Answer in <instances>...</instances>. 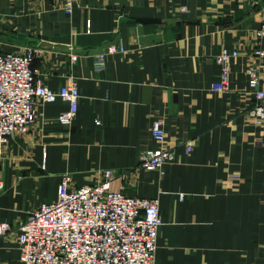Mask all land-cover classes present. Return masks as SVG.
Here are the masks:
<instances>
[{
    "label": "crops",
    "instance_id": "obj_1",
    "mask_svg": "<svg viewBox=\"0 0 264 264\" xmlns=\"http://www.w3.org/2000/svg\"><path fill=\"white\" fill-rule=\"evenodd\" d=\"M264 0H0V52L38 49L33 65L47 86L76 82L79 108L60 125L62 101H38L27 134H15L0 158V264H22L17 226L42 203L56 199L64 174L73 186L99 181L106 169L128 171L112 188L159 197L157 264H264V125L246 112L255 101L247 69L260 70L264 46L256 29ZM122 41L125 50L100 53ZM231 62L229 90L214 92L223 48ZM76 54L75 63L71 56ZM175 161L139 168L143 149L158 143ZM99 121V123H97ZM193 150L186 153L189 140ZM262 140L258 145L256 141ZM183 196L182 198L180 196Z\"/></svg>",
    "mask_w": 264,
    "mask_h": 264
},
{
    "label": "built area",
    "instance_id": "obj_2",
    "mask_svg": "<svg viewBox=\"0 0 264 264\" xmlns=\"http://www.w3.org/2000/svg\"><path fill=\"white\" fill-rule=\"evenodd\" d=\"M59 1L66 13L73 12L75 0ZM256 35L259 40L264 39V5ZM124 50L122 41L110 44L98 55L96 66L104 67L106 54ZM37 52L35 47H29L24 53L0 52V158L13 135L29 132L37 117L38 101L66 104L57 116L60 125L70 127L77 115L81 96L78 85L72 82L53 90L44 84L39 68L33 65ZM254 53L263 59L264 46L258 45ZM239 55L238 49L225 47L215 56L219 72L211 85L212 91L229 90L231 62ZM77 59L76 54L71 56L73 63ZM247 72L255 101L246 112L256 125L262 126L264 89L260 88V70L253 66ZM151 134L158 145L141 151L138 167L163 172L165 165L175 161V152L163 145L165 129L162 119L153 120ZM256 143L261 145L263 142L258 139ZM194 146L195 140H189L186 153ZM128 174L126 170L116 173L113 169H106L99 181L79 187L73 186L70 174H64L56 199L40 204L28 220L17 226L21 263L157 264L159 232L164 224L160 199L131 196L123 190H114L112 180L120 178L124 181ZM11 229L9 222L1 221L0 238Z\"/></svg>",
    "mask_w": 264,
    "mask_h": 264
}]
</instances>
